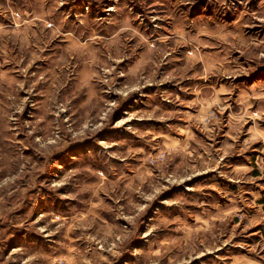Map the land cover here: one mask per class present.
Returning <instances> with one entry per match:
<instances>
[{"label": "rangeland", "instance_id": "rangeland-1", "mask_svg": "<svg viewBox=\"0 0 264 264\" xmlns=\"http://www.w3.org/2000/svg\"><path fill=\"white\" fill-rule=\"evenodd\" d=\"M0 264H264V0H0Z\"/></svg>", "mask_w": 264, "mask_h": 264}]
</instances>
